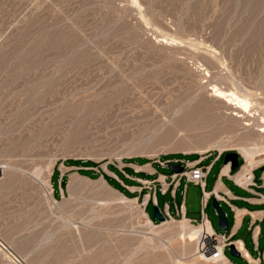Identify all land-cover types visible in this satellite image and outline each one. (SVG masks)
Listing matches in <instances>:
<instances>
[{
	"label": "rangeland",
	"instance_id": "1",
	"mask_svg": "<svg viewBox=\"0 0 264 264\" xmlns=\"http://www.w3.org/2000/svg\"><path fill=\"white\" fill-rule=\"evenodd\" d=\"M214 85L249 99L251 112L197 129L188 114ZM261 128L264 0H0V264L191 261L182 218L151 226L138 189L124 201L99 170L117 180L107 166L128 160L243 154L264 145ZM54 168L66 174L59 194L49 176L56 200L41 182ZM188 205L200 212L201 194Z\"/></svg>",
	"mask_w": 264,
	"mask_h": 264
},
{
	"label": "crops",
	"instance_id": "2",
	"mask_svg": "<svg viewBox=\"0 0 264 264\" xmlns=\"http://www.w3.org/2000/svg\"><path fill=\"white\" fill-rule=\"evenodd\" d=\"M238 153L239 167L234 171L231 170L229 161L218 164L225 154V152H218L216 155L212 153L191 154L194 156L192 159L187 158L190 155L173 160L168 159L169 162L165 166L148 160L140 163L128 160L124 168L120 170L114 168L115 171L123 174L122 178L112 171L116 174L117 180L122 181V184L109 177L112 178L114 186L122 190L121 193L124 196L127 195L126 192L130 194V191L138 189L134 195L137 201L141 199V204H145V212L149 218L151 217L146 208L157 205L165 217H180L198 221L205 213L208 219L206 210L208 213L211 212L208 206H212V199L215 197L228 219L227 230L219 232L228 236L230 241L239 244L237 247L231 244L233 254L230 252V245L227 246L223 251V259L218 264H264V157L261 159L247 158L242 153ZM185 161L197 163L206 168V176L201 185L188 180L182 172L175 173L170 170L169 175L161 172L156 174L154 165L166 168L171 162H181L185 166L184 170H187ZM206 161L209 162L205 163ZM248 163L252 166L251 182L240 184L243 169ZM143 165H146L148 169L136 168ZM62 176L63 174L59 171L58 194L64 191L61 186ZM115 187L112 186L120 192ZM195 193L201 194V214L199 207L188 205V196ZM212 208V215L217 217L213 206ZM226 249H229L231 256L225 255Z\"/></svg>",
	"mask_w": 264,
	"mask_h": 264
},
{
	"label": "bare ground",
	"instance_id": "3",
	"mask_svg": "<svg viewBox=\"0 0 264 264\" xmlns=\"http://www.w3.org/2000/svg\"><path fill=\"white\" fill-rule=\"evenodd\" d=\"M211 90H212L211 94L213 95L214 98H208L207 97L208 95L204 94V96L201 97L200 101L199 102L197 101L198 103H197L196 107L194 105H192L195 107V110H193L192 113L190 112L191 114H188L186 112L189 115L187 120L185 119L186 122L188 124H191V126L197 128V129L202 128L206 125H210L214 129L217 126V120L221 117L222 118L224 117V118L235 119V120H238L241 117L244 118L243 117L245 115L244 113H246L248 107L250 106V104H252L249 99L241 97L240 95H237V93L235 94L234 92H230V91L226 92V91L222 90L221 88H218L215 85L213 86V88ZM191 107H190V109H192ZM247 112L250 113L251 110L248 109ZM250 115L252 116V114H250ZM244 124L250 125V123H248V122H245ZM260 130L264 131V128H261ZM261 131H259V132H261ZM200 137H202L201 134H200ZM241 151L243 152V155H245V157H247V158L251 155H254V154L264 155V145L261 147H259V146L258 147H250V148H246V149L242 148ZM51 172L52 171L50 170L47 179H43L41 182L45 186L48 187V191H47L48 193L47 194L49 195V197L52 198L51 187H50V182H49V176L51 175ZM76 175H77V173H76ZM74 181H75V178L72 177L71 178V184L74 183ZM119 194L121 195V199L124 201H131L132 200V199L124 196L120 192H119ZM52 199L56 200L54 198H52ZM141 210H142L143 216L145 217L146 221H148L151 224V226H163V225H166L168 223V219H167L164 222H159L160 224L156 225L154 222H152L147 217V215H146L145 211H143L142 207H141ZM179 223H180V225L178 227H179V231L181 232V238L184 240V242H185L184 246L186 247V248L185 247L183 248L184 254L188 255L190 258H192L191 261H189V262L187 261L185 264H193L192 260H195L197 258H202L206 262H209L212 264H218L219 261H221L218 259L209 258L208 256H204L200 252V246L202 244V239L204 237V233L206 232V229L209 230L208 223H206V225H204V224H199V225L194 224L193 225L186 219H181V221ZM152 233H154V232L151 230V232H148V234H150V235L149 236L145 235L144 238L146 240L149 239V241H150V239L153 238V236L151 235ZM153 239H151V241ZM159 239H160L159 244H161V238H159ZM124 242H126V241H124ZM162 244H164V243H162ZM159 246L160 245H158V248H159ZM169 246H167V247H169ZM187 246L188 247L192 246L193 247V248H191L192 250L189 249L190 247L187 249ZM161 247H163V246H161ZM165 249L163 248V250H165ZM163 250H161V251H163ZM170 257H171V255H170ZM176 257H175V260H177ZM167 258H169V256H167ZM172 259H173V257H172ZM176 263H177V261H176ZM122 264H126V263L122 262Z\"/></svg>",
	"mask_w": 264,
	"mask_h": 264
},
{
	"label": "built area",
	"instance_id": "4",
	"mask_svg": "<svg viewBox=\"0 0 264 264\" xmlns=\"http://www.w3.org/2000/svg\"><path fill=\"white\" fill-rule=\"evenodd\" d=\"M168 162L169 160H166L161 164L165 166ZM184 163L188 169L182 171V173H184V175L188 180L201 185L206 176V168L203 166H199L197 163H191L188 161H185ZM251 167L252 166L248 163L246 167L243 169L242 177L239 181L240 184H247L251 182V175H250ZM141 206L143 211H145V204H141ZM149 219L155 223L154 220H152L151 218ZM167 219L174 220L175 218L168 216L166 217V220ZM188 221L192 224L196 223V224L206 225V223H208L209 225V230L206 229V232L204 233V237L202 239V244L200 246V252L204 256H208L209 258L212 259L222 260L223 251L227 246L232 244L237 247V245H239L234 241H230L228 236H226L224 233L216 231L214 228H212L205 213L202 214L200 220L198 221L196 220L194 221L188 220ZM0 248L6 250L5 244L1 240H0Z\"/></svg>",
	"mask_w": 264,
	"mask_h": 264
},
{
	"label": "water",
	"instance_id": "5",
	"mask_svg": "<svg viewBox=\"0 0 264 264\" xmlns=\"http://www.w3.org/2000/svg\"><path fill=\"white\" fill-rule=\"evenodd\" d=\"M239 153L237 151H227L223 156L224 163L230 162L231 170H236L239 167ZM172 172L181 173L184 170V164L181 162H171L167 166ZM212 206L214 207L218 221L217 227L221 231H226L228 228V219L225 216L224 210L220 206L219 202L216 200L215 197L212 199ZM152 217L158 222H164L166 220L165 215L160 211L157 205H153L152 207ZM230 252L233 254V246L230 245Z\"/></svg>",
	"mask_w": 264,
	"mask_h": 264
},
{
	"label": "trees",
	"instance_id": "6",
	"mask_svg": "<svg viewBox=\"0 0 264 264\" xmlns=\"http://www.w3.org/2000/svg\"><path fill=\"white\" fill-rule=\"evenodd\" d=\"M134 160H136V159H134ZM143 160H144V159H143ZM81 163H83V162H81L80 160H70V161L63 162L64 165H81ZM87 163H88V164H85L86 166H97V164H95L94 162H87ZM107 167H108V169H110L111 171H115V170H114V167H109V166H107ZM85 171H86V170H80V169L77 170V172H78L79 174L86 175V176H89V177H90V175L86 174ZM54 173L59 174V170H58L57 168H54V170H53V172H52V174H51V176H50V179H51V177L53 176ZM115 173H116L120 178H122L123 174H122L121 172H119V171H115ZM99 174L103 176V178L106 180V182H107L109 185H111V187H112V186L115 187V186L112 184V183H113L112 178H110L108 175L104 174L101 170H99ZM65 182H66V174H63L62 179H61V186H62L63 189L65 188ZM115 188H117V187H115ZM117 189H119V188H117ZM119 191H120V193L122 192L121 189H119ZM56 199H57V198H56ZM151 219H152V218H151ZM152 220H153V219H152ZM154 221L156 222V220H154Z\"/></svg>",
	"mask_w": 264,
	"mask_h": 264
}]
</instances>
